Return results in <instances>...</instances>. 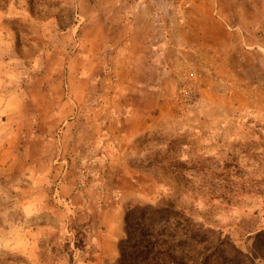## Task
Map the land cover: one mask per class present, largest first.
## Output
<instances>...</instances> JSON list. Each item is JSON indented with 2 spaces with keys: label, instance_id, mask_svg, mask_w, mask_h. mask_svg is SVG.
I'll list each match as a JSON object with an SVG mask.
<instances>
[{
  "label": "rangeland",
  "instance_id": "374dc122",
  "mask_svg": "<svg viewBox=\"0 0 264 264\" xmlns=\"http://www.w3.org/2000/svg\"><path fill=\"white\" fill-rule=\"evenodd\" d=\"M143 1L2 3L0 264H83L117 205L124 258L98 264H264V21L213 71Z\"/></svg>",
  "mask_w": 264,
  "mask_h": 264
},
{
  "label": "crops",
  "instance_id": "0c3cea01",
  "mask_svg": "<svg viewBox=\"0 0 264 264\" xmlns=\"http://www.w3.org/2000/svg\"><path fill=\"white\" fill-rule=\"evenodd\" d=\"M143 4L147 18L142 20L143 24L146 23L148 38L153 39L158 33L165 36L161 45L167 46L170 44L168 38L178 31L187 38L184 48L191 49L189 46H194L192 50H197L196 60L203 63L205 57L210 66L206 64L205 67L213 71L235 68L231 62L237 49L242 48L249 29L253 24L264 21V0H144ZM126 26L128 29L131 27ZM151 40L148 49L150 46L155 47ZM223 50L228 55L221 53ZM125 186L128 191L123 194V201L136 199L138 195L131 190L130 184ZM60 191L63 193L61 200L67 202L65 195L74 192L73 185L65 181ZM74 196H79L78 191ZM69 202L72 203V200L69 199ZM117 206H106L100 212L101 229L95 236V264L102 260L114 261L119 256V241L124 232L123 214Z\"/></svg>",
  "mask_w": 264,
  "mask_h": 264
},
{
  "label": "trees",
  "instance_id": "16d2710c",
  "mask_svg": "<svg viewBox=\"0 0 264 264\" xmlns=\"http://www.w3.org/2000/svg\"><path fill=\"white\" fill-rule=\"evenodd\" d=\"M5 2V0H0V7H1V5H2V3H4ZM138 198V197H137ZM136 198V199H137ZM133 200H135V199H133ZM130 201V200H129ZM132 201V200H131ZM128 204V203H127ZM125 206V205H124ZM149 209L148 208H143V209H141V211H140V215H141V217H140V219H143V218H145L146 217V215H147V211H148ZM128 219V216H126L125 218H124V216H123V232H126V233H128L127 231H126V224H127V220ZM71 232H76L77 231V229L75 230L74 228H70L69 229ZM124 234V233H123ZM123 238V237H122ZM122 240V239H121ZM120 240V241H121ZM120 241H119V256H118V260H117V263H121V261L123 260V258H124V252L121 250V247H120ZM96 245H95V236H92L91 238H90V240H89V242H88V244H87V246H85V253H83V254H86L87 256H85L84 257V260H83V264H95L96 263V253H97V248L95 247Z\"/></svg>",
  "mask_w": 264,
  "mask_h": 264
},
{
  "label": "built area",
  "instance_id": "2783aa9c",
  "mask_svg": "<svg viewBox=\"0 0 264 264\" xmlns=\"http://www.w3.org/2000/svg\"><path fill=\"white\" fill-rule=\"evenodd\" d=\"M260 35H264V29L260 32Z\"/></svg>",
  "mask_w": 264,
  "mask_h": 264
}]
</instances>
